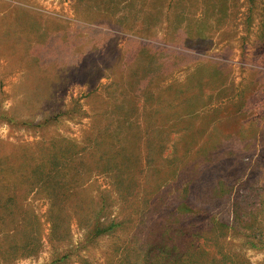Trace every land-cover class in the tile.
Masks as SVG:
<instances>
[{
	"label": "rangeland",
	"instance_id": "rangeland-1",
	"mask_svg": "<svg viewBox=\"0 0 264 264\" xmlns=\"http://www.w3.org/2000/svg\"><path fill=\"white\" fill-rule=\"evenodd\" d=\"M184 200L264 264V0H0V264L138 263Z\"/></svg>",
	"mask_w": 264,
	"mask_h": 264
},
{
	"label": "trees",
	"instance_id": "trees-1",
	"mask_svg": "<svg viewBox=\"0 0 264 264\" xmlns=\"http://www.w3.org/2000/svg\"><path fill=\"white\" fill-rule=\"evenodd\" d=\"M184 191L186 193L190 189H183ZM192 210H194L193 205L188 200H184L180 207L171 209L167 218L176 217L175 220H166V222L162 223L161 226H165L166 230L158 232L152 240H148L141 246V257L138 263L128 260L127 264H218L221 262L226 264L229 260V255H227L224 246H220L219 240L215 242V245L219 248L218 250L214 248V245L208 244V239L200 235V232L203 231L202 227L196 229L199 233H192L191 236L187 232L181 233L182 230H185L183 229L182 218L179 216L184 211L190 214L193 212ZM195 215H197L196 212ZM201 222L202 225L206 224L205 226L211 229L220 225L219 221L209 218L201 219ZM225 227H227V224L223 223L218 228L223 230ZM104 230L107 229L97 228L95 233L99 234ZM183 242L189 243L190 247L184 248L180 246V243ZM259 242L264 248V242ZM257 246L259 245L255 244V247Z\"/></svg>",
	"mask_w": 264,
	"mask_h": 264
}]
</instances>
